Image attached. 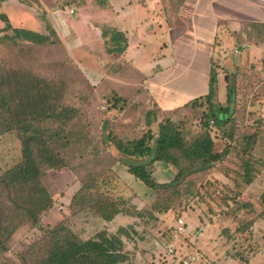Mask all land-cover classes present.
<instances>
[{
	"label": "rangeland",
	"instance_id": "1",
	"mask_svg": "<svg viewBox=\"0 0 264 264\" xmlns=\"http://www.w3.org/2000/svg\"><path fill=\"white\" fill-rule=\"evenodd\" d=\"M23 1L29 3L39 19L23 21L24 28L49 35L51 42L43 45L11 43L3 40L5 33L0 30V62L5 69L52 83L61 96L58 108L72 110L70 122L63 126L64 134L70 135L71 141L60 151L68 167L50 171L43 179L52 204L40 217V227L47 229L62 224L82 240L102 230L109 235L115 234L123 242L126 254L120 264H264V54H257L255 64L250 65L246 61L241 64L236 56L232 57L233 51L221 53L220 59L213 58L211 64L214 65L215 83L209 82V70L197 57L192 68L178 81L168 83L169 86L184 84L192 100L214 91L212 104L215 106L226 107L230 95L231 114L228 123L219 128L206 121L213 153L219 155L211 168L186 177L173 193L156 195L127 173L124 163L132 160L119 154L114 142L137 140L148 131L156 137L159 124L166 121L175 125L184 141H190L205 131L201 125L205 122L207 105L192 108L191 100L181 109L163 113L155 104L139 100V89L144 84L139 86V71L135 73L129 65V61L138 63L136 55L131 60H122L127 63L126 68L116 64L112 74L89 75L82 61L94 66L99 64L101 70L105 64L96 37L90 35L79 51L69 50L68 47L75 44L74 38L63 45L46 20L47 14L57 10L73 9L77 13L73 5L83 0ZM66 2L71 4L64 6ZM12 6L10 1L7 5L1 3L0 12H6L8 17H20L11 11ZM73 16L69 18L73 20ZM183 24L188 22L183 21ZM58 25L62 29L60 22ZM185 31L188 29L178 33ZM171 36L172 51L174 54L181 51L179 64L162 72L160 79L180 71L184 60H189L196 47L194 42L186 46L180 44L183 37L179 35ZM86 48L96 51L95 55L85 59ZM169 101L175 103L174 99ZM148 112L151 114L147 116ZM252 134L256 135V141L251 154L245 156L234 149L237 140ZM20 148L15 133L0 135V175L19 162ZM176 155L181 160L180 153ZM244 159L255 177L249 186L242 185ZM148 171L157 183L170 182L178 172L176 167L162 162H154ZM93 181L105 186L100 191L111 200L119 196L127 199L123 206L131 215H117L105 223L90 210L80 213L70 210L69 204L77 189L92 185ZM91 193L83 192L82 195L88 198ZM157 201L169 203L171 209L163 215L155 214L157 217L154 215L156 219H153L148 215L152 203ZM136 213L141 218L134 216ZM207 226L211 227L205 232ZM37 236H40L38 227L30 229L25 225L10 240L5 256L14 260L16 254Z\"/></svg>",
	"mask_w": 264,
	"mask_h": 264
},
{
	"label": "trees",
	"instance_id": "2",
	"mask_svg": "<svg viewBox=\"0 0 264 264\" xmlns=\"http://www.w3.org/2000/svg\"><path fill=\"white\" fill-rule=\"evenodd\" d=\"M71 2L64 3V6ZM255 44L264 42V22L253 25ZM5 35L3 40L11 43L24 42L33 45L50 43L49 35L39 34L22 28L4 26L0 29ZM7 32L11 34L8 35ZM52 32V30H50ZM101 39L107 54L122 55L126 49V37L123 32L103 28ZM209 70L210 83L216 82L213 71ZM115 68V67H114ZM213 91V90H211ZM212 94V95H211ZM192 100L191 107L201 108L207 105L205 122L201 125L205 131L197 134L190 141H184L180 132L170 121L159 124L156 137L148 131L141 138L122 142L117 140L114 147L119 154L131 158L125 162L127 173L156 195L173 193L183 180L191 174L211 168L219 155L213 153V141L207 132V122L219 128L228 123L232 97L227 96L226 107L212 104L213 93ZM61 99L59 90L52 83L14 70L5 69L0 62V135L15 133L20 142L21 157L19 162L0 175V264H120L125 260L123 242L105 230L93 237L82 240L65 225L54 228H41L40 217L51 208L52 199L42 184L50 171L67 168L60 151L71 141L70 135L64 134L63 126L71 120L72 110L58 108ZM189 105L187 103L185 106ZM150 115L151 113L148 112ZM256 135L243 136L237 140L234 149L242 155L251 154ZM176 153H180L181 160ZM135 159V160H134ZM147 159L148 161H142ZM251 161L257 163L254 157ZM140 160V161H138ZM154 162L171 164L178 172L168 183H157L151 177L148 167ZM250 164L244 159L242 185L249 186L255 179ZM82 186L72 196L69 209L80 213L90 210L105 223L117 215H131L124 209L127 199L119 196L111 200L100 191L102 183L92 182ZM127 185V184H126ZM92 192L83 197L82 193ZM77 200V203H74ZM171 209L169 203L154 202L150 207L149 217L166 214ZM156 217H155V216ZM134 216L140 217L139 213ZM38 227L40 236L26 245L11 260L5 256L9 242L24 226Z\"/></svg>",
	"mask_w": 264,
	"mask_h": 264
},
{
	"label": "crops",
	"instance_id": "3",
	"mask_svg": "<svg viewBox=\"0 0 264 264\" xmlns=\"http://www.w3.org/2000/svg\"><path fill=\"white\" fill-rule=\"evenodd\" d=\"M9 1L10 5H14L10 7L11 11L21 16L9 15L8 17L6 12H0L3 27L25 29L26 25L23 21L27 19L33 22L39 21L34 9L27 1L0 0V4L7 5ZM100 1L101 3L96 0L77 1L73 5L77 13H74L73 9L57 10L46 15L47 23L54 28L63 45L69 44L68 41L74 38L75 44H71L68 47L69 50L79 51L84 48L83 41L86 42L90 35L96 37L100 45V54L105 58V64L101 70L102 67L99 64L94 66L82 61V66L84 70L89 71V75L112 74L114 67L118 66L116 64L120 63L126 68L127 63L122 60H131L136 55L138 63L134 64L129 61V65L135 73L138 74L139 71V86L144 84V87L139 89V100L155 104L163 113L181 109L192 100L193 96L186 93L184 84L169 86L168 83L178 81L186 70L192 68L197 57L202 59L203 67L210 70L214 62L213 58L214 60L219 58V55L224 52L233 51L232 57L236 56L241 64L246 61L250 65L255 62L257 54L260 56L264 54V42L255 44V33L252 28L253 25L264 22V0ZM70 15L73 16V20L69 18ZM183 21H187L188 24H183ZM104 27L116 29L125 34L127 43L122 55L105 52L101 39V30ZM185 28L188 32L178 33ZM172 34L176 37L178 35L183 37L180 44L186 46L187 43L194 42L196 47L191 52L189 60H184L185 64L181 65L180 71L160 79L162 72L170 71L179 64L178 54L181 51H177V54L172 51ZM133 35L135 37L132 39ZM101 46H103L104 53L101 51ZM90 51L91 49L86 48L83 52L88 53L83 55L85 59L90 58L91 54L95 55L96 51L92 50L91 53ZM172 99L175 103L169 101ZM209 227L211 226H207L204 231L207 232Z\"/></svg>",
	"mask_w": 264,
	"mask_h": 264
},
{
	"label": "built area",
	"instance_id": "4",
	"mask_svg": "<svg viewBox=\"0 0 264 264\" xmlns=\"http://www.w3.org/2000/svg\"><path fill=\"white\" fill-rule=\"evenodd\" d=\"M178 230H182V227H178Z\"/></svg>",
	"mask_w": 264,
	"mask_h": 264
}]
</instances>
